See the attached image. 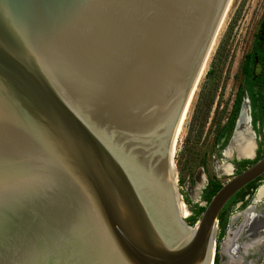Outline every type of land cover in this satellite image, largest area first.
<instances>
[{"label":"water","instance_id":"water-1","mask_svg":"<svg viewBox=\"0 0 264 264\" xmlns=\"http://www.w3.org/2000/svg\"><path fill=\"white\" fill-rule=\"evenodd\" d=\"M233 1L0 0V264H211L264 153L192 225L173 154Z\"/></svg>","mask_w":264,"mask_h":264},{"label":"rangeland","instance_id":"rangeland-1","mask_svg":"<svg viewBox=\"0 0 264 264\" xmlns=\"http://www.w3.org/2000/svg\"><path fill=\"white\" fill-rule=\"evenodd\" d=\"M224 14L223 26L216 31L195 85L191 110L174 144L175 183L184 220L190 215L189 207L204 204L201 192L207 179L225 181L237 170L232 159L252 158L264 138V122L260 121L258 108L264 99V0H234ZM253 46L261 52L259 58L253 57L251 65L257 119L253 125L249 100L242 92L235 118L227 125L235 95L244 81L240 72L242 60ZM243 100L248 105L249 122L235 128ZM236 130L242 131L253 143L249 155L237 154L232 142ZM261 185L264 181L256 189ZM256 189L242 203L236 202L228 209L224 228L213 247L212 264H230L235 258L239 264H258L264 257V244L258 246L246 239L252 217L264 218V195L253 202ZM190 221L185 220L188 224ZM244 245L248 248L238 250Z\"/></svg>","mask_w":264,"mask_h":264},{"label":"trees","instance_id":"trees-1","mask_svg":"<svg viewBox=\"0 0 264 264\" xmlns=\"http://www.w3.org/2000/svg\"><path fill=\"white\" fill-rule=\"evenodd\" d=\"M261 54V52L259 51V49L256 46H253V48L251 49V51H249L248 53H246L243 57L242 60V64H241V69L240 72L244 77V81H243V85L242 88H240L236 95H235V99L233 101L232 107H231V111H230V115L227 121V125L233 122V119L235 118V115L237 113L239 104H240V100H241V94L242 92H244L246 94V96L249 99V104L251 107V119H252V124L255 123V120L257 119V116L254 112V108L257 106V103H255V99L253 96V86H254V80L251 79V65H252V61H253V57L256 56L259 58V55ZM259 107V111L261 112V118L260 121L264 122V99L260 102V104L258 105ZM264 153V138L263 140L258 144V148H257V152L255 157L248 159V158H242V159H232V163L237 167V170L235 171L238 172L239 170H241L243 167H245L248 164H251L252 162H254L257 158H259L262 154ZM222 182H219L218 180L209 177L202 189L201 192V198L204 202V204L199 205V204H195L192 207H189L190 210V215H188L187 219L185 220H191L190 221V225H192L196 219L198 218V216L200 215L201 211L204 208V205L206 204V202L209 200V198L212 196V194L219 188L220 184ZM257 184L249 189H247L246 191L240 193L237 195V197L233 200V202L228 206V208L225 210L222 221H221V225L217 234V238L220 237L221 235V231L224 228L225 225V221H226V215L228 212V209L237 201H243V198L246 194H250L251 191L256 188Z\"/></svg>","mask_w":264,"mask_h":264},{"label":"flooded vegetation","instance_id":"flooded-vegetation-1","mask_svg":"<svg viewBox=\"0 0 264 264\" xmlns=\"http://www.w3.org/2000/svg\"><path fill=\"white\" fill-rule=\"evenodd\" d=\"M249 100V99H248ZM246 100H243V102H242V104H241V106H240V110H239V113H238V116H237V118H236V122H235V128L237 127V121H238V118H239V115H240V111H241V109H242V105L244 104V102H245ZM251 118V117H250ZM251 122H252V119H251ZM254 125V124H253ZM257 148H258V145L256 146V148H255V150H254V155H253V157H255V155H256V152H257ZM237 151V150H236ZM237 154H238V152H237ZM239 155V154H238ZM252 157V158H253ZM248 159H251V158H248ZM257 186H258V184H257ZM256 186V187H257ZM264 186V185H263ZM262 187V185L261 186H259L257 189L256 188H254L252 191H251V193L256 189V193H255V196H254V198H253V202H255V198L256 199H258V198H260L262 195H264V194H262L260 197H258V193H259V190H260V188ZM250 193V194H251ZM250 194H246L245 196H244V198L246 197V196H248V195H250ZM244 198H243V201H244ZM243 201H237V202H239V203H242ZM236 203V202H235ZM251 223H253V225L251 224ZM256 223V224H255ZM246 239L247 240H249V242L250 243H253V244H256V245H258V246H261L262 244H264V218H262V217H260V216H253L252 217V219H251V222H250V225H249V227H248V233H247V236H246ZM246 248H248L246 245H244L243 247H238V250L240 249V250H245ZM234 261H232V262H230V264H239V261L235 258V259H233ZM258 264H264V257L263 258H261V260L259 261V263Z\"/></svg>","mask_w":264,"mask_h":264},{"label":"bare ground","instance_id":"bare-ground-1","mask_svg":"<svg viewBox=\"0 0 264 264\" xmlns=\"http://www.w3.org/2000/svg\"><path fill=\"white\" fill-rule=\"evenodd\" d=\"M226 11H227V8L225 10V13H226ZM224 15H223V18H224ZM223 18H222V20H223ZM204 66H205V64H204ZM204 66L201 70L200 75L203 72ZM247 108H248V105H247V102L245 101L244 104L242 105V109L240 111V115H239V118L237 121V127H240V125L243 123L248 124L249 116H248ZM180 128H181V126H180ZM180 128L178 129V131L175 135V139H176V136H177ZM232 142H233V145L236 148L239 155H249L252 152L253 143L245 136V134L242 131L236 130ZM262 194H264V186H262L260 188L259 193H258V197H260ZM180 209H181V204H180ZM181 216H182V214H181ZM182 217H184V216H182ZM211 264H212V261H211Z\"/></svg>","mask_w":264,"mask_h":264}]
</instances>
